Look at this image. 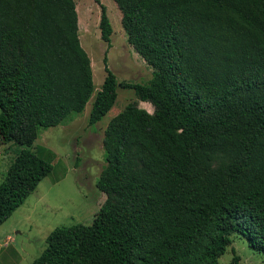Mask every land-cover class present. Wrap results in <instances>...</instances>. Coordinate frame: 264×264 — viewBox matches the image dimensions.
<instances>
[{"label": "trees", "instance_id": "obj_1", "mask_svg": "<svg viewBox=\"0 0 264 264\" xmlns=\"http://www.w3.org/2000/svg\"><path fill=\"white\" fill-rule=\"evenodd\" d=\"M112 1L151 68L146 85L119 87L152 112L129 103L107 122L104 201L89 224L52 229L30 264H217L231 234L264 253V0ZM102 70L88 126L115 102L105 56ZM92 91L72 0H0V143L24 147L0 181V224L52 170L25 148Z\"/></svg>", "mask_w": 264, "mask_h": 264}, {"label": "rangeland", "instance_id": "obj_2", "mask_svg": "<svg viewBox=\"0 0 264 264\" xmlns=\"http://www.w3.org/2000/svg\"><path fill=\"white\" fill-rule=\"evenodd\" d=\"M72 1L76 35L89 59L93 91L80 114L59 126L39 129L35 140L25 148L47 159L52 170L0 224V264H30L44 249L45 238L52 229L89 224L105 198L94 183L103 166L101 138L107 122L129 103L152 112L149 104L138 102L132 90L119 87L121 82L146 85L151 68L127 44L114 2L99 0L111 26L107 47L99 38V5L93 0ZM104 56L115 77L116 98L100 121L88 126L90 104L104 77ZM22 148L12 141L0 143V181ZM229 240L217 264H264V253L252 249L242 236L231 234Z\"/></svg>", "mask_w": 264, "mask_h": 264}, {"label": "crops", "instance_id": "obj_3", "mask_svg": "<svg viewBox=\"0 0 264 264\" xmlns=\"http://www.w3.org/2000/svg\"><path fill=\"white\" fill-rule=\"evenodd\" d=\"M139 102V101H138ZM140 103V102H139ZM142 103H144V102H142ZM148 104V103H147ZM151 107V106H150ZM148 112V111H147Z\"/></svg>", "mask_w": 264, "mask_h": 264}]
</instances>
